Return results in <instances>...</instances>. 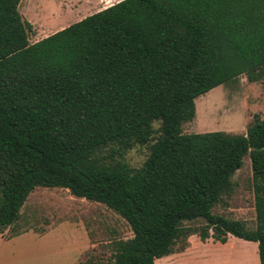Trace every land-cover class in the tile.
<instances>
[{"label":"trees","instance_id":"1","mask_svg":"<svg viewBox=\"0 0 264 264\" xmlns=\"http://www.w3.org/2000/svg\"><path fill=\"white\" fill-rule=\"evenodd\" d=\"M22 1L0 0V233L37 188L63 189L133 232L85 264H156L192 236L256 243L264 264V120L245 135L182 128L201 96L264 78V0H123L35 44ZM135 146H149L140 169L116 159ZM247 156L253 229L213 213Z\"/></svg>","mask_w":264,"mask_h":264},{"label":"rangeland","instance_id":"2","mask_svg":"<svg viewBox=\"0 0 264 264\" xmlns=\"http://www.w3.org/2000/svg\"><path fill=\"white\" fill-rule=\"evenodd\" d=\"M121 1L23 0L20 13L34 27L29 38L35 44ZM254 117L264 120V78L251 83L242 76L198 98L195 119L182 128L184 134L245 135ZM160 126V122L153 123L155 130ZM149 153V146H135L122 157L116 155V159L140 169ZM110 154V150L103 152L104 157ZM233 182L234 189L218 199L213 213L243 221L253 229L256 214L248 156ZM21 213L15 228L0 233V264H85L90 259L106 263L112 258L113 242L133 237L130 226L116 213L104 205L75 198L63 189L37 188ZM209 240V244L202 243L196 236L188 254L176 253L156 264H244L245 255L246 264H261L256 243L234 238L230 248H223ZM207 245L210 247L203 249Z\"/></svg>","mask_w":264,"mask_h":264},{"label":"crops","instance_id":"3","mask_svg":"<svg viewBox=\"0 0 264 264\" xmlns=\"http://www.w3.org/2000/svg\"><path fill=\"white\" fill-rule=\"evenodd\" d=\"M62 30V29H61ZM196 236H192L190 239H189V243H190V246L187 248V250L185 251V252H182V253H179L180 255H178V256H183V255H186V254H188L192 249H193V247L191 246V243H192V239L193 238H195ZM233 240H234V237H229L228 238V242L226 243V244H224V245H222V244H218L217 245V247H223V248H230L231 247V245L233 244ZM209 241H211V240H208L206 243L207 244H209L210 242ZM246 242V241H245ZM246 246H248V245H246ZM210 246L209 245H207L206 247H204L203 249H207V248H209ZM213 247H215V246H213ZM173 256H177L176 254H174V255H171L170 257H173ZM247 258H246V255L244 256V264H246V260Z\"/></svg>","mask_w":264,"mask_h":264}]
</instances>
